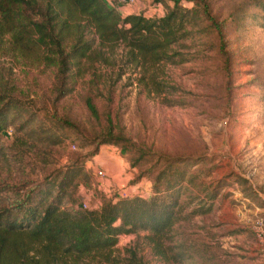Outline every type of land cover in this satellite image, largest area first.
I'll return each mask as SVG.
<instances>
[{
  "label": "rangeland",
  "instance_id": "obj_1",
  "mask_svg": "<svg viewBox=\"0 0 264 264\" xmlns=\"http://www.w3.org/2000/svg\"><path fill=\"white\" fill-rule=\"evenodd\" d=\"M207 1L218 18L238 12L222 27L223 51L211 29L193 32L188 45L179 47L185 61L151 63L147 70L127 63L121 46L107 48L104 56L111 62L82 60L83 71L66 77L68 91L59 97L55 68L4 42L0 76L23 105V119L29 118L16 119L0 135V205L10 208L6 214L20 216L19 201L36 200L37 190L59 180L65 166L77 175L64 195L55 188L49 199L60 194V204L69 210L83 209V199L93 207L100 198L148 197L154 185L162 189L166 178L182 172L186 182L204 180L217 194L209 211L181 219L172 232L219 245L236 254V264H264V247L251 229L255 217L264 228V209L250 203L253 176L264 195V13L256 0ZM170 2L112 3L121 14L154 15ZM86 97L96 113L86 107ZM168 159H174L176 173L157 177ZM184 185L182 214L196 206L188 196L200 190ZM258 202L264 204V197ZM145 234L118 233L113 253L122 256L134 244L144 264H175L152 254Z\"/></svg>",
  "mask_w": 264,
  "mask_h": 264
},
{
  "label": "trees",
  "instance_id": "obj_2",
  "mask_svg": "<svg viewBox=\"0 0 264 264\" xmlns=\"http://www.w3.org/2000/svg\"><path fill=\"white\" fill-rule=\"evenodd\" d=\"M111 1L121 4L118 0H0V49L6 42L9 49L19 55L53 66L55 93L59 97L68 91L66 77L83 71L82 60L98 57L111 62L104 56L107 48L121 46L127 63L147 70L151 63L185 61L188 58L179 47L188 45L193 32L211 29L217 36L218 49L223 51L222 27L227 18L238 13L229 11L218 18L211 12L207 0H170L160 14H121ZM256 1L264 13V0ZM240 3L242 5L243 1ZM85 105L96 113L90 97L85 98ZM23 116V105L0 76V135L13 126L16 119L20 123L29 119ZM3 157L0 143V161ZM173 161L166 160L156 176L176 173ZM70 168L65 166L59 180H49L51 184L39 188L40 196L36 200L21 199L16 208L21 211L20 216L6 214L10 208L0 205V264H79L84 261L88 264L91 260L144 264L134 244L124 248L122 256L113 253L118 233L139 229L146 231L143 237L152 254L166 262L236 264V254L220 249L219 245L172 232L181 219L190 221L192 216L209 211L217 187L208 186L204 180L186 182L179 172L177 176L166 178L162 189L154 185L148 197L141 193L106 197L100 198L97 206L69 210L60 204V194L49 197L55 188L64 195L65 186L77 175ZM155 180L156 177L152 181ZM184 181L193 187L199 185L200 190L188 196L196 200V206L182 214L179 196L181 189L186 188ZM116 220H119L117 224Z\"/></svg>",
  "mask_w": 264,
  "mask_h": 264
},
{
  "label": "built area",
  "instance_id": "obj_3",
  "mask_svg": "<svg viewBox=\"0 0 264 264\" xmlns=\"http://www.w3.org/2000/svg\"><path fill=\"white\" fill-rule=\"evenodd\" d=\"M120 3H124L125 2H128V3H137L139 2L140 0H118ZM73 146V145H72ZM98 173H101L102 174V171H100L99 169L97 170ZM126 195V194H125ZM81 205L83 208H86V207H91L87 204V201L86 200H82L81 201ZM251 229L253 231V234H254V237L255 239L257 240V242L264 247V228H263V222H262V219L260 217H255L253 218L252 220V226H251Z\"/></svg>",
  "mask_w": 264,
  "mask_h": 264
},
{
  "label": "crops",
  "instance_id": "obj_4",
  "mask_svg": "<svg viewBox=\"0 0 264 264\" xmlns=\"http://www.w3.org/2000/svg\"><path fill=\"white\" fill-rule=\"evenodd\" d=\"M253 177H252V179L250 178V189L253 190V195L250 194V203H252L255 208L264 209V204H260L258 202L259 200H261L264 197V195L260 194V191L258 190V188H260V187H257L255 185V180H253L254 179Z\"/></svg>",
  "mask_w": 264,
  "mask_h": 264
}]
</instances>
